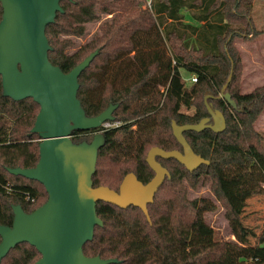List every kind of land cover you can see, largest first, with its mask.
Segmentation results:
<instances>
[{
	"label": "trees",
	"instance_id": "obj_1",
	"mask_svg": "<svg viewBox=\"0 0 264 264\" xmlns=\"http://www.w3.org/2000/svg\"><path fill=\"white\" fill-rule=\"evenodd\" d=\"M255 1L264 0H150L136 7L132 0H62L46 34L50 60L70 71L89 54L99 53L79 77L78 98L88 116L110 104L122 124L103 131L95 187L118 191L133 172L148 183L155 175L146 161L149 150H183L172 122L196 124L210 117L206 106L220 110L226 128L214 132L189 130L184 136L194 152L209 160L189 171L174 158L157 160L170 176L148 205L150 221L138 207L126 209L99 201L93 240L84 245L87 256L117 258V264H264V230L254 236L243 221L247 200L264 195V142L254 123L264 110V86L248 93L239 89L242 60L235 37L256 39L264 34L252 19ZM111 15L100 33L75 47L73 37L86 24ZM3 9L0 3V21ZM182 71L194 74L186 86ZM231 80L229 81V77ZM229 93L234 104L225 98ZM195 108L193 113L183 108ZM40 106L32 98L15 101L3 96L0 77V224L12 225L13 205L32 212L48 198L43 184L9 168H31L40 158V136L31 134ZM213 120L211 119L210 123ZM98 130L72 132L74 142L91 141ZM204 178L225 208L236 241L215 240L204 214L217 205L208 198H189ZM1 242V237H0ZM41 258L29 243L12 248L1 264H36Z\"/></svg>",
	"mask_w": 264,
	"mask_h": 264
},
{
	"label": "water",
	"instance_id": "obj_2",
	"mask_svg": "<svg viewBox=\"0 0 264 264\" xmlns=\"http://www.w3.org/2000/svg\"><path fill=\"white\" fill-rule=\"evenodd\" d=\"M62 0H0V77L3 96L15 101L32 98L40 106L31 134L40 136V158L31 168H9L13 175L36 180L44 185L47 200L32 212L13 205L12 225L0 224V264L9 251L21 243H29L41 254L36 264H117V258L87 256L84 245L93 240L96 226H103L97 214V203L107 202L126 209L140 208L150 221L148 205L170 176L157 157L174 158L189 171L209 160L194 152L184 136L185 131L200 132L210 128L222 132L226 119L220 110L206 102L210 117L196 124L172 122L173 135L183 150L152 147L146 161L155 175L146 184L130 172L113 190L95 187L99 149L105 144L103 132L91 141L76 143L75 130H98L104 122L114 121L118 104H110L95 116H88L78 98L79 77L99 51L89 54L70 71L64 72L49 58L52 50L46 34L58 13H64ZM230 81V79H229ZM225 98L231 102L229 93ZM211 119L213 123H210Z\"/></svg>",
	"mask_w": 264,
	"mask_h": 264
},
{
	"label": "rangeland",
	"instance_id": "obj_3",
	"mask_svg": "<svg viewBox=\"0 0 264 264\" xmlns=\"http://www.w3.org/2000/svg\"><path fill=\"white\" fill-rule=\"evenodd\" d=\"M136 7L150 6V0H132ZM252 19L257 29H264V2L255 1L252 11ZM111 18L110 14L100 13V20L86 24V32L80 38L73 37L75 47L69 49L73 52L77 47L88 42L92 37L100 33V26ZM233 44L238 48L242 60L241 75L239 79V89L242 93H248L257 87L264 86V34L259 35L256 39H244L235 37ZM186 86H190V79L194 74L182 71ZM231 80V76L229 77ZM206 102L208 103L207 99ZM194 107L191 109L183 108V111L193 113ZM213 123V121L211 122ZM254 128L263 135L264 142V110L259 115L254 123ZM208 198L217 205L214 211L204 214L207 223L213 227L215 231L214 238L218 241H236L231 233L228 220L225 215V208L217 200L214 192L211 189V181L209 178H204L197 189H191L189 198ZM244 224L251 228L254 236L250 237V242L255 244L258 236L264 230V195L252 196L247 200L246 207L243 212Z\"/></svg>",
	"mask_w": 264,
	"mask_h": 264
},
{
	"label": "built area",
	"instance_id": "obj_4",
	"mask_svg": "<svg viewBox=\"0 0 264 264\" xmlns=\"http://www.w3.org/2000/svg\"><path fill=\"white\" fill-rule=\"evenodd\" d=\"M191 83L193 82H196L197 81V78L194 76L190 79ZM122 124L121 121L119 120H114V121H106L103 123V125L98 129V131H96V133L98 132H103L107 129H110V128H114V127H118Z\"/></svg>",
	"mask_w": 264,
	"mask_h": 264
}]
</instances>
